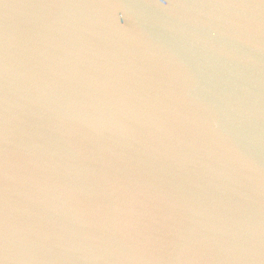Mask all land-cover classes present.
<instances>
[{"label":"water","instance_id":"95a60500","mask_svg":"<svg viewBox=\"0 0 264 264\" xmlns=\"http://www.w3.org/2000/svg\"><path fill=\"white\" fill-rule=\"evenodd\" d=\"M0 264H264V0H0Z\"/></svg>","mask_w":264,"mask_h":264}]
</instances>
